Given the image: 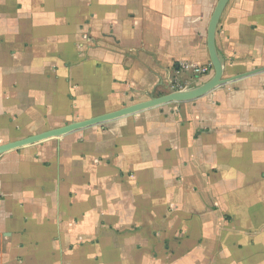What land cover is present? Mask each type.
Returning a JSON list of instances; mask_svg holds the SVG:
<instances>
[{
	"label": "crops",
	"instance_id": "crops-1",
	"mask_svg": "<svg viewBox=\"0 0 264 264\" xmlns=\"http://www.w3.org/2000/svg\"><path fill=\"white\" fill-rule=\"evenodd\" d=\"M217 1L0 0V145L203 84ZM215 47L264 68V0ZM0 264H264V71L0 155Z\"/></svg>",
	"mask_w": 264,
	"mask_h": 264
},
{
	"label": "water",
	"instance_id": "water-1",
	"mask_svg": "<svg viewBox=\"0 0 264 264\" xmlns=\"http://www.w3.org/2000/svg\"><path fill=\"white\" fill-rule=\"evenodd\" d=\"M229 0H218L211 14L206 34V48L210 65L212 68V77L201 85L194 88H184L177 91L170 92L166 95L159 97H150L148 100L131 104L114 112L102 114L87 120L68 124L64 127L49 130L37 135H33L21 140L10 142L4 145H0V155L16 150L25 146L36 144L51 138H59L63 135L69 134L74 131L82 130L88 127L96 126L102 123L113 121L122 117L132 116L142 111L160 107L166 104H181L194 101L208 94L215 88L223 86L225 84L234 82L236 80L248 77L258 72L264 71V68L256 69L243 74L235 75L232 77L224 78V60L222 56L217 52L215 47V33L219 19L224 11Z\"/></svg>",
	"mask_w": 264,
	"mask_h": 264
},
{
	"label": "rangeland",
	"instance_id": "rangeland-1",
	"mask_svg": "<svg viewBox=\"0 0 264 264\" xmlns=\"http://www.w3.org/2000/svg\"><path fill=\"white\" fill-rule=\"evenodd\" d=\"M170 85V84H169ZM172 85H173V91H177V90H180V89H184V88H194V87H196V85L195 84H191V85H186V86H181V88H180V86L176 83V82H172ZM170 87V86H169ZM170 88H169V90L168 91H166V94H168V93H170V92H173ZM166 94H164V95H166ZM175 103H171V104H167V105H164V106H162V107H159V108H166V107H169V106H172V105H174Z\"/></svg>",
	"mask_w": 264,
	"mask_h": 264
},
{
	"label": "built area",
	"instance_id": "built-area-1",
	"mask_svg": "<svg viewBox=\"0 0 264 264\" xmlns=\"http://www.w3.org/2000/svg\"><path fill=\"white\" fill-rule=\"evenodd\" d=\"M209 71H211V66H206V67H196L194 68L195 74L198 75H204L207 74Z\"/></svg>",
	"mask_w": 264,
	"mask_h": 264
}]
</instances>
